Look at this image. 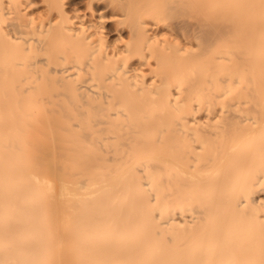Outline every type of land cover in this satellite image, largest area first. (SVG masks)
Segmentation results:
<instances>
[{
    "label": "bare ground",
    "instance_id": "6f19581e",
    "mask_svg": "<svg viewBox=\"0 0 264 264\" xmlns=\"http://www.w3.org/2000/svg\"><path fill=\"white\" fill-rule=\"evenodd\" d=\"M0 264H264V0H0Z\"/></svg>",
    "mask_w": 264,
    "mask_h": 264
}]
</instances>
